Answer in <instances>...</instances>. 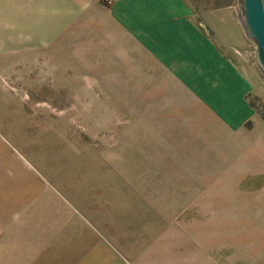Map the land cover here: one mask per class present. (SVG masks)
Segmentation results:
<instances>
[{
  "label": "rangeland",
  "instance_id": "1",
  "mask_svg": "<svg viewBox=\"0 0 264 264\" xmlns=\"http://www.w3.org/2000/svg\"><path fill=\"white\" fill-rule=\"evenodd\" d=\"M185 1L197 13L236 0ZM24 60L0 59V177L16 180L19 201L61 192L105 215L137 264H264V75L253 46L239 65L258 88L256 115L234 130L197 107L178 115L140 100L136 74L122 89L123 75L81 79L58 55Z\"/></svg>",
  "mask_w": 264,
  "mask_h": 264
},
{
  "label": "crops",
  "instance_id": "2",
  "mask_svg": "<svg viewBox=\"0 0 264 264\" xmlns=\"http://www.w3.org/2000/svg\"><path fill=\"white\" fill-rule=\"evenodd\" d=\"M235 7L195 13L185 0H114L109 8L97 0H0V59L26 65L58 55L81 79L123 75L122 89L136 74L140 100L178 115L197 107L239 129L256 115L250 99L258 88L239 65L252 45ZM15 184L0 177V264H137L105 215L78 211L60 191L19 201Z\"/></svg>",
  "mask_w": 264,
  "mask_h": 264
},
{
  "label": "water",
  "instance_id": "3",
  "mask_svg": "<svg viewBox=\"0 0 264 264\" xmlns=\"http://www.w3.org/2000/svg\"><path fill=\"white\" fill-rule=\"evenodd\" d=\"M237 20L253 46L255 64L264 75V0H236Z\"/></svg>",
  "mask_w": 264,
  "mask_h": 264
}]
</instances>
